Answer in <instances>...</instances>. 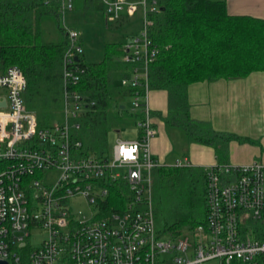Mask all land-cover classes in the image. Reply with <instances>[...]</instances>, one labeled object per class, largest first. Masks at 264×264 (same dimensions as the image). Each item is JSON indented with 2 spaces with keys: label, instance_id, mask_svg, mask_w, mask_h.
Segmentation results:
<instances>
[{
  "label": "built area",
  "instance_id": "2783aa9c",
  "mask_svg": "<svg viewBox=\"0 0 264 264\" xmlns=\"http://www.w3.org/2000/svg\"><path fill=\"white\" fill-rule=\"evenodd\" d=\"M98 2L106 8V23L142 11L140 37L121 46V61L129 66L130 76L120 84L132 89L131 111L140 113L135 120L138 137L118 138L111 157L82 152L78 133L88 102L77 89L85 69L79 61V34L73 29L64 28L60 121L39 127L35 113L26 108L22 71L10 66L1 73L0 260L21 264L20 250L27 249L29 264H264L260 162L203 168V223L179 235L156 229L152 173L161 165L150 152L154 129L147 95L149 65L158 54L149 29L151 16L160 12V0ZM58 7L61 18L74 9V0H58ZM113 185L126 189L127 202L123 210L101 215L99 204ZM78 198L85 200L87 212L72 210ZM32 230L45 233L36 248L26 243Z\"/></svg>",
  "mask_w": 264,
  "mask_h": 264
},
{
  "label": "trees",
  "instance_id": "16d2710c",
  "mask_svg": "<svg viewBox=\"0 0 264 264\" xmlns=\"http://www.w3.org/2000/svg\"><path fill=\"white\" fill-rule=\"evenodd\" d=\"M94 3L74 0L75 6L86 9ZM58 8V0H0V74L10 66L22 71L27 82L26 108L35 113L39 127L61 118L66 37L59 24ZM46 19L56 25L59 40L45 38ZM149 38L158 54L149 65L148 85L150 90L168 92L167 121L183 130L191 141L215 145L223 152L232 136L213 132L207 124L189 118L187 87L195 82L239 79L255 71L264 72V21L228 14L223 0H160V12L151 16ZM125 42L106 43L98 63L88 64L82 56L79 59L85 71L77 89L88 102L78 133L83 153L109 157L111 110L114 119L121 118L125 111L122 100L132 92L129 87L116 85L118 74L129 70L121 61ZM125 194L123 186H111L109 195L99 204L101 215L123 210ZM152 199L155 223L162 224L160 232L179 235L192 231L205 219V172L193 167L156 168L152 173ZM20 254V263L26 264L27 249H21Z\"/></svg>",
  "mask_w": 264,
  "mask_h": 264
},
{
  "label": "crops",
  "instance_id": "0c3cea01",
  "mask_svg": "<svg viewBox=\"0 0 264 264\" xmlns=\"http://www.w3.org/2000/svg\"><path fill=\"white\" fill-rule=\"evenodd\" d=\"M223 1L226 3L228 14L232 16L252 17L264 21V0ZM93 8L94 5L90 9L75 6L73 10L90 11ZM125 17L127 16H122L115 24L124 20ZM44 21L54 24L52 20ZM109 24L106 23L104 16L105 27ZM48 31L50 38L46 39L53 40L51 38L56 32L59 37L57 36L54 40L60 39L57 28L54 32L45 30L44 35ZM104 52L105 46L103 56ZM84 62L86 61L84 60ZM129 76L130 68L127 72L118 74L116 85L122 87L121 80ZM4 96L5 92L0 90L1 101L4 100ZM127 98L130 99V96ZM186 102L188 116L191 120L207 124L213 132L232 137L223 152H219L215 145L191 141L183 130L167 121L168 92L166 90H151L147 95V106L154 129V135L150 141V152L161 166H174L176 163H181L188 165L186 167L203 169L215 164L236 166L249 165L253 162L264 164L263 71H255L239 79L192 83L187 87ZM137 137L138 134L129 141L135 140Z\"/></svg>",
  "mask_w": 264,
  "mask_h": 264
},
{
  "label": "rangeland",
  "instance_id": "374dc122",
  "mask_svg": "<svg viewBox=\"0 0 264 264\" xmlns=\"http://www.w3.org/2000/svg\"><path fill=\"white\" fill-rule=\"evenodd\" d=\"M41 1L44 2L47 0ZM105 13L106 8L96 1L94 3L93 10L84 11L75 9L72 11H66L63 15H61L59 20V24L63 28L74 29L78 32V42L82 47V57L86 62H99L102 59L103 49L107 42L117 40L131 42L135 37H140L143 28L142 11H137L131 17H125L124 20L117 24L110 23L107 27L104 25ZM43 27L44 31L52 30L54 32L56 25L44 21ZM44 36L45 38H50L49 31ZM57 36L58 34L56 32L51 39L54 40ZM113 48L114 47H112V50ZM122 106H124L125 111L123 112L121 118L114 119V111L111 110L110 113L112 118L108 121L110 132L107 138L109 157H111L114 144L118 138L127 141L129 139H134L138 134L136 126L134 125L136 117L134 116V112L131 111V99L124 98L122 100ZM153 202L154 201L152 199V204ZM71 208L74 211L80 210L81 212H87L86 202L83 198L76 199ZM161 228L162 224L157 222L156 229L159 231ZM43 238H45L44 232L32 230L31 235L26 239L27 246L30 248H36L41 244V240ZM21 257L23 256L21 255ZM25 261L26 264H29L27 255L25 256Z\"/></svg>",
  "mask_w": 264,
  "mask_h": 264
},
{
  "label": "water",
  "instance_id": "95a60500",
  "mask_svg": "<svg viewBox=\"0 0 264 264\" xmlns=\"http://www.w3.org/2000/svg\"><path fill=\"white\" fill-rule=\"evenodd\" d=\"M75 60L78 61V58H75ZM0 107H5V101H0ZM0 264H8V262L4 260H0Z\"/></svg>",
  "mask_w": 264,
  "mask_h": 264
},
{
  "label": "bare ground",
  "instance_id": "6f19581e",
  "mask_svg": "<svg viewBox=\"0 0 264 264\" xmlns=\"http://www.w3.org/2000/svg\"><path fill=\"white\" fill-rule=\"evenodd\" d=\"M111 209H112V207H111Z\"/></svg>",
  "mask_w": 264,
  "mask_h": 264
}]
</instances>
